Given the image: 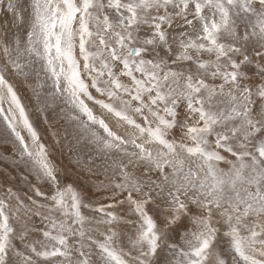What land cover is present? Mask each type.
Returning <instances> with one entry per match:
<instances>
[{
  "label": "snow or ice",
  "instance_id": "obj_1",
  "mask_svg": "<svg viewBox=\"0 0 264 264\" xmlns=\"http://www.w3.org/2000/svg\"><path fill=\"white\" fill-rule=\"evenodd\" d=\"M0 17V264H264V0H0ZM50 113L103 180L54 162Z\"/></svg>",
  "mask_w": 264,
  "mask_h": 264
},
{
  "label": "rangeland",
  "instance_id": "obj_2",
  "mask_svg": "<svg viewBox=\"0 0 264 264\" xmlns=\"http://www.w3.org/2000/svg\"><path fill=\"white\" fill-rule=\"evenodd\" d=\"M2 19V17H0ZM21 95L24 97V102L29 104L28 93L24 91L23 88L20 89ZM33 105L29 104V110L31 111ZM57 109V113H58ZM32 118L41 133L42 139L46 144L51 143V130H47V125H44L42 120L37 118V114L33 111ZM50 122L53 125L52 130L58 131L61 136L65 134V129H67L68 139L62 141L63 147L60 151L52 154V159L61 168L67 170L69 176L72 180L76 181L80 185H90L91 183L99 180H103L104 176L102 169L98 168L96 165H92L91 171H87L84 167L77 165V153L79 152L81 159V165L87 162V147L81 146L79 149L75 145V140L72 137V127L66 124L56 113H50ZM60 123V124H59ZM5 139L10 141V137L3 130V126L0 125V154L5 152H11L10 143L7 147L4 146ZM69 146L72 147V151H69ZM4 148V149H3ZM98 163V162H97ZM10 168V165L3 160H0V169ZM11 170V169H10Z\"/></svg>",
  "mask_w": 264,
  "mask_h": 264
},
{
  "label": "bare ground",
  "instance_id": "obj_3",
  "mask_svg": "<svg viewBox=\"0 0 264 264\" xmlns=\"http://www.w3.org/2000/svg\"><path fill=\"white\" fill-rule=\"evenodd\" d=\"M60 124V123H59ZM4 149V148H3Z\"/></svg>",
  "mask_w": 264,
  "mask_h": 264
}]
</instances>
